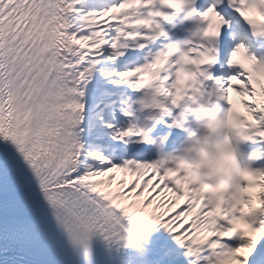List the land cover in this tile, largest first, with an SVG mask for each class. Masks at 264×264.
I'll return each instance as SVG.
<instances>
[{
  "label": "snow or ice",
  "instance_id": "snow-or-ice-1",
  "mask_svg": "<svg viewBox=\"0 0 264 264\" xmlns=\"http://www.w3.org/2000/svg\"><path fill=\"white\" fill-rule=\"evenodd\" d=\"M193 115L229 126L221 189ZM262 241L264 0H0V264H264Z\"/></svg>",
  "mask_w": 264,
  "mask_h": 264
},
{
  "label": "clouds",
  "instance_id": "clouds-1",
  "mask_svg": "<svg viewBox=\"0 0 264 264\" xmlns=\"http://www.w3.org/2000/svg\"><path fill=\"white\" fill-rule=\"evenodd\" d=\"M219 153H220V157H219V160H217L215 163L211 162V161H207L205 163H207V166L209 168H213L217 165H220V164H223L227 161L228 159V147H227V144H224L221 146V148L219 149ZM204 162V161H202ZM233 183H235V178H233L232 180Z\"/></svg>",
  "mask_w": 264,
  "mask_h": 264
},
{
  "label": "bare ground",
  "instance_id": "bare-ground-1",
  "mask_svg": "<svg viewBox=\"0 0 264 264\" xmlns=\"http://www.w3.org/2000/svg\"><path fill=\"white\" fill-rule=\"evenodd\" d=\"M252 202V198H251V201H250V203Z\"/></svg>",
  "mask_w": 264,
  "mask_h": 264
}]
</instances>
